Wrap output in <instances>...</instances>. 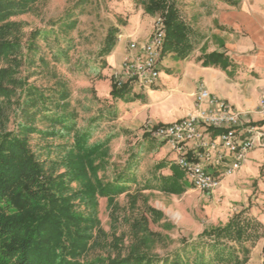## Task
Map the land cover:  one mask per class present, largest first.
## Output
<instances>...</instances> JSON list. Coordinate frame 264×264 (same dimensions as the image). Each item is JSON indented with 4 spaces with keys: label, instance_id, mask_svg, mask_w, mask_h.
Returning a JSON list of instances; mask_svg holds the SVG:
<instances>
[{
    "label": "rangeland",
    "instance_id": "rangeland-1",
    "mask_svg": "<svg viewBox=\"0 0 264 264\" xmlns=\"http://www.w3.org/2000/svg\"><path fill=\"white\" fill-rule=\"evenodd\" d=\"M172 1L187 25H192L190 19L194 18L195 33L190 35L194 52L189 55V59L199 58L200 54L206 52L208 45L217 42V35L208 33V26H212L208 17L213 15L220 2L226 0ZM28 9L27 13L10 19L16 24L13 36L19 38L23 47L22 65L17 77L25 85L17 89V96L12 100L14 105L7 110L10 119L8 130H16V125L20 122L18 102H23L26 96L24 90L31 86L40 90L47 98L49 112L51 110L65 114L70 118L69 127L73 128L69 132L63 125L43 120L44 113L37 116V128L57 132L54 138L41 135L30 137L32 150L41 162H45L47 168L52 162H60L66 155L62 146L73 144L75 134L84 131L91 134L90 145L111 138L107 169L99 172V177L105 181H113L118 173L126 169L129 160L136 163L141 158V163L133 170L137 176L136 181L133 182L132 179L128 183L129 193L115 201L116 221L112 220V209L107 200H99L98 219L100 228L106 234L99 242L104 246V252L114 255L113 240L118 238L121 240L119 249L126 254L138 233L132 229L134 224L137 221L143 222L144 219L149 221L150 234L139 232L143 240H137L136 244L151 255L165 257L182 250L188 243L197 240L204 230L218 226L219 221L230 219L242 208H247V211L255 209L264 214V192L261 191L264 167L263 173L256 178L255 173L242 171L237 180L236 190H252L251 197L248 200L244 198V203H228L222 195L215 192L195 190L185 177L181 181L185 189L182 195H169L157 190L161 187L159 178L170 174L166 169L170 168L171 162L170 166L167 164L168 167L158 171L156 166L160 157L158 150L152 149L157 147L154 145L157 143L149 141L144 135L148 134L149 125L168 126L181 119L182 116L169 108L170 101L173 106L178 104L179 111L182 112L181 109H188V98L172 95L167 96V101L148 106L144 104L148 89L138 83L128 82L125 84L134 89L123 100L112 99L109 94L112 89V73L121 72L125 60L137 54L130 50V45L146 44L158 28L159 22H163L161 14H148L144 5L135 0H34ZM113 27L119 29L114 52L118 55L119 51L116 49L123 45L126 55L118 67L108 69L104 64L112 55L106 57L102 50L108 31ZM37 30L47 35L38 40L39 50L28 61L27 46L31 34ZM210 30L214 32V28ZM146 38L148 39L145 40ZM163 59L155 90L159 89L166 94V90L182 85L188 77L189 59L187 57L182 60L176 54ZM5 65L1 63V66ZM117 86L121 88L124 85ZM59 172H63V169L60 168ZM235 178L232 176L223 181L229 180L233 185L236 183ZM147 186L156 189L145 190ZM220 187L217 190H224ZM243 194L248 196L249 193ZM149 208L162 212L163 218L157 221L153 219L148 212ZM145 240L146 245L142 243ZM247 246L253 247L251 244ZM263 249V241L251 248L248 264H264ZM99 254V250L93 251L89 257Z\"/></svg>",
    "mask_w": 264,
    "mask_h": 264
},
{
    "label": "trees",
    "instance_id": "trees-1",
    "mask_svg": "<svg viewBox=\"0 0 264 264\" xmlns=\"http://www.w3.org/2000/svg\"><path fill=\"white\" fill-rule=\"evenodd\" d=\"M32 1L0 0V264H248L251 248L264 239V226L249 216L247 209L234 214L226 224L204 230L197 240L165 257L151 255L136 244L137 240H143L139 232L150 234L148 219L134 224L132 229L138 233L126 254L119 249L121 240L118 238L113 240L114 255L104 252L105 248L99 242L106 236L98 219L99 200H107L112 209V220L116 221L115 201L129 193L128 183L132 179L136 181L133 170L141 163V158L137 157L136 163L129 160L126 169L113 181H105L99 177V172L107 169L111 138L90 145L91 134L84 131L75 134L73 144L62 146L66 155L47 168L32 150L30 137L54 138L57 132L37 128V116L44 113L43 120L63 125L69 132L73 128L69 127L70 118L65 114L49 112L47 98L31 86L24 90L23 102H18L20 122L16 130H8L10 119L7 110L14 105L12 100L17 96V89L25 85L17 77L22 65L23 47L19 38L13 36L16 24L10 19L27 13ZM135 1L143 4L148 14L159 13L162 16L166 32L162 60L170 54L184 60L194 51L190 35L195 32L183 21L172 0ZM118 32L115 27L108 31L102 50L104 56L113 54ZM46 35L40 30L31 34L27 46L28 61L39 50L38 40ZM210 57L223 58L217 54ZM1 63L6 65L1 66ZM104 65L115 69L109 60ZM114 73L109 96L123 100L134 87L125 84L118 88L113 82ZM256 124L264 126V120ZM144 136L157 143L154 144L157 147L152 149L167 146L149 134ZM170 162L173 174L160 177L161 187L157 190L179 196L185 192L181 185L184 174L175 160ZM167 164V161H161L156 169L160 171ZM60 168L63 172H59ZM155 189L147 186L145 190ZM148 212L156 221L163 218V213L158 210L149 208ZM142 243L146 245V240ZM97 250L100 254L90 258V253Z\"/></svg>",
    "mask_w": 264,
    "mask_h": 264
},
{
    "label": "crops",
    "instance_id": "crops-1",
    "mask_svg": "<svg viewBox=\"0 0 264 264\" xmlns=\"http://www.w3.org/2000/svg\"><path fill=\"white\" fill-rule=\"evenodd\" d=\"M208 18L212 24L211 27L208 26V33L217 35V42L208 45L206 52L200 54L199 58L189 59L188 56V77L182 85L178 84L177 87L166 90V94L159 89L155 90L156 87L149 89L146 92L144 104L150 106L151 103L167 101V96L172 95L188 98V109H181L182 112L179 111L178 104L173 106L174 104L170 101L169 108L182 116L179 119L182 120L196 112V95L199 89L204 87L210 94L228 102L235 111L249 115L256 123H262L264 118L257 113V108L264 98V0H226L220 2L217 10ZM190 21L192 23L190 26L193 28L194 18L192 17ZM210 28H214V32ZM209 39L210 36H208ZM204 45L205 43L202 47ZM116 50L119 54L116 55V51L113 52L109 60L113 68L118 67L126 55L123 45ZM212 54L223 58L221 60L211 58ZM206 130L208 141L217 139L218 132L202 128V131ZM219 151H221L220 148L217 152H213L210 162L206 163L211 170L214 169ZM157 152L160 162L167 161L168 166H170L169 161L176 159L175 154L169 156L171 151L168 147H163ZM263 167L264 143L257 145L250 152L241 172L233 175L236 177L235 184L232 185L229 180H224L220 187L224 190L214 192L222 195L228 203L238 201L244 203L245 199L248 200L251 197L252 190H236L237 180L240 179L242 171L248 174L253 172L256 178L263 173ZM171 169V166L166 169L170 174L167 173L164 176H172ZM190 187L193 188L191 184ZM261 191L264 192V182H262ZM243 192L249 193L248 196ZM246 209L242 208L236 213ZM248 214L264 226V214L255 209L249 210ZM228 221L229 219L218 223L226 224ZM262 241L264 245V239Z\"/></svg>",
    "mask_w": 264,
    "mask_h": 264
},
{
    "label": "built area",
    "instance_id": "built-area-1",
    "mask_svg": "<svg viewBox=\"0 0 264 264\" xmlns=\"http://www.w3.org/2000/svg\"><path fill=\"white\" fill-rule=\"evenodd\" d=\"M166 40L164 23L144 45L131 44L137 52L125 60L121 72H115L118 85L138 83L146 89L155 88L161 72L162 52ZM257 113L264 118V98ZM149 125V124H148ZM218 132L217 139L207 140V130ZM152 138L165 142L175 154V164L191 186L200 192H214L224 178L235 175L243 167L247 156L264 141V126H258L247 114L235 111L232 106L201 87L196 95V112L173 125L151 127ZM218 159L214 169L207 167L212 153Z\"/></svg>",
    "mask_w": 264,
    "mask_h": 264
}]
</instances>
